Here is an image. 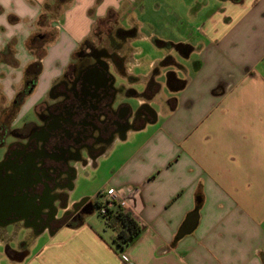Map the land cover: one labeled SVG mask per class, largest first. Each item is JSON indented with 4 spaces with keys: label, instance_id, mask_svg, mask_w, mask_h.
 Instances as JSON below:
<instances>
[{
    "label": "crops",
    "instance_id": "crops-1",
    "mask_svg": "<svg viewBox=\"0 0 264 264\" xmlns=\"http://www.w3.org/2000/svg\"><path fill=\"white\" fill-rule=\"evenodd\" d=\"M56 1L0 0V126L29 125L52 112L54 84L112 12L116 28L130 31L129 51L117 53L137 78L131 86L150 92L125 101L152 114L139 115L140 125L99 155L82 151L66 209L112 187L143 230L118 251L93 210L34 231L22 247L0 246V264H264V0H70L58 18L39 23ZM32 36L46 41L27 91ZM141 41L162 50L142 62ZM85 169L107 175L70 196ZM196 207L193 229L177 238Z\"/></svg>",
    "mask_w": 264,
    "mask_h": 264
},
{
    "label": "flooded vegetation",
    "instance_id": "flooded-vegetation-1",
    "mask_svg": "<svg viewBox=\"0 0 264 264\" xmlns=\"http://www.w3.org/2000/svg\"><path fill=\"white\" fill-rule=\"evenodd\" d=\"M116 32L118 38L130 33L118 28ZM98 42H81L70 74L53 86L59 101L48 116L29 125L0 126V246L7 247L12 239L4 235L9 226L14 227L13 237L20 227L32 230L28 241L18 240L22 247L38 229L81 219L87 205L62 210L55 198L65 204L76 173L73 164L84 162L82 148L87 147L90 156L99 155L117 136L140 125L139 115L152 114L147 105L133 108L125 101L149 97L150 92L131 86L137 78L125 73L116 42ZM28 85L26 81V90Z\"/></svg>",
    "mask_w": 264,
    "mask_h": 264
},
{
    "label": "trees",
    "instance_id": "trees-1",
    "mask_svg": "<svg viewBox=\"0 0 264 264\" xmlns=\"http://www.w3.org/2000/svg\"><path fill=\"white\" fill-rule=\"evenodd\" d=\"M68 1L70 0H57L54 5L46 4L44 6L45 12L39 17L38 22L43 23L51 14L52 17H54V14H56L57 12L59 15L60 5ZM105 20H111L114 22V14L112 12H109ZM44 41L46 40L43 39V41L41 42V40H38L35 36H32L27 43L28 49L31 50L35 55V60L32 61L25 69V80L29 81L27 89L32 87L37 78V75L40 72L41 59L44 55ZM22 95H20L19 93L16 95V98L14 99V105H18L20 103V101L22 100ZM99 197L100 193L97 194L96 200L94 201L95 206L99 204ZM99 217L103 222L104 228L112 231L110 242L118 251L127 246L143 230V226L132 215V213L128 210L120 208L119 206L108 208L107 213L99 215Z\"/></svg>",
    "mask_w": 264,
    "mask_h": 264
},
{
    "label": "rangeland",
    "instance_id": "rangeland-1",
    "mask_svg": "<svg viewBox=\"0 0 264 264\" xmlns=\"http://www.w3.org/2000/svg\"><path fill=\"white\" fill-rule=\"evenodd\" d=\"M59 17L58 15V12H57V18ZM114 22L113 21H107V20H104V21H97L92 29V35L90 36V40L95 42V43H99L98 41H101L100 44H105V41H109L110 39H113L115 42H116V45H117V50L122 54V53H127L129 51V48H126L127 44L125 43V40L126 38L123 37V38H118L117 37V28L115 24H113ZM121 30V29H120ZM129 33H126V37ZM143 34V33H142ZM111 36V37H110ZM138 44L140 46L143 47L144 49V58H142V56H139L140 60L142 62L145 61V59H149L150 57L152 56H155V55H159V52H161L160 50H162L161 48H157L155 47L153 44L150 45L149 43L147 42H144V41H141V42H138ZM106 45H109L108 43H106ZM121 56V55H120ZM123 56V55H122ZM136 56V57H138ZM124 57V56H123ZM118 80V79H117ZM136 89L137 86H136ZM5 115L10 117L12 116L13 114V107H10L9 109H7L5 112ZM86 172V169L85 170H81V177L79 178L78 180V183H77V188L74 190V192L70 193V196H73V195H76L77 194V190L78 188L79 189H83V188H88L91 184H94V183H103V180L105 179L107 173H105V175H100V173H96V174H93L92 176H86V174L84 173ZM87 172L88 169H87ZM105 191V190H104ZM93 215L97 218L99 215L94 207V213ZM8 230L9 232H13L14 231V227H11L9 226L8 227ZM18 234V236L14 237V240H10V242L8 241L7 244L10 245V247H18V240L22 239L21 237H27V241L29 240L28 236H32L33 235H29V229L26 230V228H21L20 227V230H16ZM10 239L12 238V235L9 234L8 236ZM7 238V237H6ZM5 248V247H4Z\"/></svg>",
    "mask_w": 264,
    "mask_h": 264
},
{
    "label": "water",
    "instance_id": "water-1",
    "mask_svg": "<svg viewBox=\"0 0 264 264\" xmlns=\"http://www.w3.org/2000/svg\"><path fill=\"white\" fill-rule=\"evenodd\" d=\"M99 119H100V116H99ZM82 151L85 153V154H89V152H88V148L87 147H83L82 148ZM80 154L82 155V152H80ZM57 194V193H56ZM55 201L57 202V204H56V206H57V208H59V209H64L65 207H66V202H65V204H62V201H61V198H59V197H57L56 196V198H55ZM81 205H87L88 206V209H86V211H85V214H87V213H91L93 210H94V207H95V204H94V202L91 200V199H89V198H87V197H83V198H80L78 201H76V202H74L73 204H72V208L73 209H76L77 207H80ZM197 210H198V208L196 207L192 212H190L189 213V215L186 217V219H185V221L183 222V224H182V226L180 227V229H179V231H178V234H177V238H179V237H181V236H183L184 234H186V233H189L192 229H193V227H194V225H195V223H196V220L194 219H191L190 218V216H192V215H196V213H197Z\"/></svg>",
    "mask_w": 264,
    "mask_h": 264
},
{
    "label": "built area",
    "instance_id": "built-area-1",
    "mask_svg": "<svg viewBox=\"0 0 264 264\" xmlns=\"http://www.w3.org/2000/svg\"><path fill=\"white\" fill-rule=\"evenodd\" d=\"M119 206L126 210L127 202L120 196L118 190L110 187L105 191L100 192L99 204L95 206V209L99 215L107 213L108 208Z\"/></svg>",
    "mask_w": 264,
    "mask_h": 264
}]
</instances>
